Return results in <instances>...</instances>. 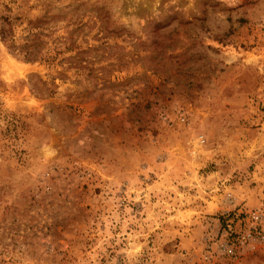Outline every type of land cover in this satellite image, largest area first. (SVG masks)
<instances>
[{"label":"rangeland","instance_id":"1","mask_svg":"<svg viewBox=\"0 0 264 264\" xmlns=\"http://www.w3.org/2000/svg\"><path fill=\"white\" fill-rule=\"evenodd\" d=\"M264 0H0V264H264Z\"/></svg>","mask_w":264,"mask_h":264},{"label":"built area","instance_id":"2","mask_svg":"<svg viewBox=\"0 0 264 264\" xmlns=\"http://www.w3.org/2000/svg\"><path fill=\"white\" fill-rule=\"evenodd\" d=\"M240 223H245L244 231L237 232L234 220H228L222 227L220 246L223 250L232 252L234 247H241L253 241H264V213L261 210L243 214Z\"/></svg>","mask_w":264,"mask_h":264}]
</instances>
